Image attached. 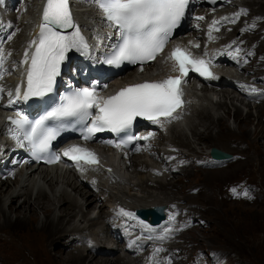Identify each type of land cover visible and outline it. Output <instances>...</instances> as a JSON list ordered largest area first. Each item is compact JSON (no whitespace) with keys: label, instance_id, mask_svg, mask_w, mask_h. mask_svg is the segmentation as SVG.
<instances>
[{"label":"bare ground","instance_id":"1","mask_svg":"<svg viewBox=\"0 0 264 264\" xmlns=\"http://www.w3.org/2000/svg\"><path fill=\"white\" fill-rule=\"evenodd\" d=\"M44 1L25 0L19 8V19L16 17L15 12L9 15L21 30L18 39L10 46L11 51L17 50L20 53V50L24 47L32 31L33 20L40 19L39 15ZM257 2L261 3L262 7L259 9L253 7L251 17H264L263 0H244V4L247 6H252ZM69 7L73 20L75 19L88 33L100 31L101 17L88 4V0H69ZM263 28L264 26H262ZM236 33L237 31L232 32L230 36ZM200 34V31L190 30L189 33L181 36L178 40L194 47L200 43ZM262 35L264 33L253 36L252 41L257 42ZM263 42L262 45H264ZM167 70H171V62L165 58L147 66L145 71L134 68L126 75L116 78L113 84L118 88L138 79L159 75ZM244 73H246V70ZM220 74L222 75L221 82L225 83L227 81L228 83L234 72L233 69L231 71L221 69ZM251 75V77H254V74ZM216 93L218 98L215 100L213 95H216ZM186 94L188 106L185 109L183 118L160 133L159 141L152 142L151 151L158 154L161 152L180 154L178 159L194 160L196 158L195 161L198 159L203 160L207 158V154L208 158H211V153L207 152L212 146L209 143L211 139H224L233 136L254 147L249 150L250 152L246 156L247 161L252 164L251 162L257 159L259 165L256 168L264 172V156L260 153L261 146L264 147L262 142L264 141V132L260 131L258 127H251L252 118L249 116L251 109L246 113L247 115H242L241 105L239 106L235 102L241 101V104L244 103L240 94L232 88L231 90L230 88H209L208 85L195 81L187 84ZM232 94L234 96H231ZM229 101L235 107L233 113L235 126L230 124ZM261 104V110H264V101ZM218 110H223V113L215 114ZM3 133L4 125L0 121V139ZM172 149H175V151H171ZM106 158L105 156L104 159ZM106 161L107 164L113 167V171L111 175H106L101 169L94 172L93 178L97 179L96 190L90 186L88 176H79L71 171H63L59 166L30 167L27 171L19 170L15 177L6 176L5 172L0 173V218L3 219V221L0 220L2 221L0 222V228L15 226L12 231L16 233L18 231L16 227L20 230V228L26 226V229L24 228L25 233H27L26 239H21L15 235L22 243L21 250H24L21 254L20 264L138 263L142 260V256H136L137 258L121 255L113 256L116 249H125V244H120L113 239L109 217L114 215L117 217V222H121V224L116 225L115 230L121 228L119 233L123 235L128 231L129 225H132L131 217L124 213H129L130 210L156 206L168 208L167 218L178 213V216L174 219L176 235L166 244L168 246L164 243L158 250L149 251L154 256V264H164L162 260L164 256L162 255L167 254L170 250L180 248L175 246V244L177 245L175 241L180 240L177 238L180 233L185 235L186 232H189L191 234L193 231L191 229L199 225L197 223L195 227L187 229L190 219L184 216L185 210L189 213L186 207L178 205L179 207H174V211L170 209V205L175 201L169 200L173 192L167 191V189L172 190L179 183L177 180H168V178L170 179L175 175L171 167L174 166L179 169L178 172H182L186 168L175 165L178 161L172 160L164 163L155 157L152 158L144 154L120 157L116 153H111ZM195 161L193 163L189 162V165L197 166ZM154 169L164 172L162 175H157L154 173ZM225 169L226 167L208 169L206 171V181H215L218 177L226 174ZM244 182L241 181L240 183ZM155 183L158 184L157 188L151 187ZM196 191L192 190V192ZM230 193L235 199H253L256 197L251 188L249 190V188L237 183L230 186ZM244 193L248 195H244ZM191 198L195 197L192 196ZM210 198L211 195L208 193L206 199ZM98 203L100 205L97 208ZM114 204V208L111 209ZM103 208H106V210ZM40 214L43 216L40 217ZM189 216L193 218L192 215ZM136 224L133 223V225ZM142 227L157 231L164 229L166 224L163 223L158 226L142 224ZM61 238L65 239L62 244L66 246L60 244L58 248L53 247L55 240L58 241ZM107 242L112 244L106 245ZM90 243L91 245H89ZM67 247L76 248L79 251L76 250L77 253L72 254L68 252ZM165 247H168V251ZM161 248L163 251L160 250ZM105 249L112 252L107 256L100 255L98 257ZM181 252L183 253L182 249ZM129 253L133 255L132 252ZM129 253L128 255H130ZM208 259L207 254L201 252L199 260L193 261V263L200 264ZM173 262L175 261L173 260Z\"/></svg>","mask_w":264,"mask_h":264},{"label":"snow or ice","instance_id":"2","mask_svg":"<svg viewBox=\"0 0 264 264\" xmlns=\"http://www.w3.org/2000/svg\"><path fill=\"white\" fill-rule=\"evenodd\" d=\"M212 2L215 3V0ZM188 3L189 0H99L98 6L109 26H114L120 32L122 41L104 63L119 66L125 61L143 64L155 60L163 51L173 30L184 18ZM40 28L39 43L31 57V68L27 74V91L24 93V99L44 96L51 92L67 53L72 49L86 52L88 48L79 27L73 22L69 0H47ZM67 28H75V31L71 35H65L57 30ZM209 38H212L211 30ZM32 43L36 44V41ZM27 57L26 52L25 63ZM168 59L175 62L173 70L179 71V76L125 87L107 99L98 97L94 88L75 90L71 95L62 97V102L55 109L34 124L29 125L26 117L12 120L17 130L29 125V130L22 133L23 140L19 135H14V139L20 147H24V141H27L33 150V156L39 159V153L46 152L56 136L52 128L45 127V121L50 118L60 120L65 117H78L83 120L92 117V109H98L99 114L94 117L92 127L84 137L86 140L91 138L92 133L105 128L113 132L127 129L137 117H143L154 124H161L162 117L169 122L179 118L178 110L183 104L181 85L189 71L199 73L205 79L215 80L218 77L210 70L209 61L192 57L186 49L176 47ZM2 64L3 55L0 53V65ZM15 91L16 97L19 98L20 89L17 88ZM2 92L3 89L0 88V93ZM8 95L11 97L12 93L9 92ZM11 103L9 100V104ZM115 147L121 145L116 144ZM63 155L74 161L75 166L81 171H84V165L99 164L94 152L78 145L69 147ZM59 159V156H54L48 162L55 163ZM170 218L174 220L175 216Z\"/></svg>","mask_w":264,"mask_h":264},{"label":"rangeland","instance_id":"3","mask_svg":"<svg viewBox=\"0 0 264 264\" xmlns=\"http://www.w3.org/2000/svg\"><path fill=\"white\" fill-rule=\"evenodd\" d=\"M260 4L261 3L257 2L249 7L251 9L253 7L259 9L262 7ZM15 13L16 17L19 19L20 12L15 9ZM261 40H264V37L259 38L255 43ZM262 42L263 41L259 44L258 50L261 56L256 66L260 65L258 64L259 61L264 60V45H262ZM261 69H264V65ZM215 88H230L231 90V87L228 85H219ZM231 96L234 95L232 94ZM213 97L216 100L218 98L217 93L213 95ZM195 102L200 103L199 101ZM235 102L239 106L241 105L243 116L247 115L246 113L251 109V113H249V116L252 118L251 127H258L260 131L264 132V110H261L262 104L252 106V104L246 103L247 107L245 103L241 104V101ZM228 105L231 111L229 115L230 124L231 126H235L233 117L235 107H233L230 101ZM217 113H223V110H218L215 114ZM262 142L264 145V141ZM209 143L212 145L211 148L215 146L234 156V158L228 161V164L226 163L224 166L208 168L211 170L226 167V174L218 177L213 182H208L206 181L207 167L201 168L199 165L194 166L187 164L188 166H186L184 171L175 172L173 177L170 179L168 178V180L179 181L178 185H175L172 190L167 189V191L173 192L169 200L175 201L170 205V209L171 206H183L189 210V213L185 210L184 216L189 219L194 218L193 220L195 222L189 223L187 229L195 227L197 223L199 224L191 229L193 230L191 234H189V232H186L185 235L184 233H180L181 238L180 235L177 237L180 240L175 241L177 242L175 246L180 247L183 253L180 248L170 250V252H172V262L174 260V263L178 264H193V261L199 260V254L204 252L209 259L200 264H212L214 261L217 262L214 264H224L225 262L229 264H264V172L256 168L259 165L257 159H254L253 162H251L252 164H250L246 158L247 154L250 152L249 150H252L254 147L250 144L243 143L242 140L236 139V137L233 136L224 139H211ZM211 148L208 149L209 151L207 150L208 153H210ZM260 153L264 156V147L262 146ZM186 162L189 161L186 160ZM191 162H193V160ZM179 164L181 165V162ZM174 168V166L171 167L172 170H174ZM241 181L245 182L240 183ZM236 183L249 188V190L251 188L256 194V197L253 199L233 198L230 193V186ZM157 186V183L151 185V187L156 188ZM192 190L197 191L192 192ZM208 193L211 195L210 199H206ZM189 195L195 198H191ZM181 198L185 199L179 200ZM99 205L100 203L97 204V208ZM103 209L106 210V208ZM189 215H192L193 218ZM42 216L43 215L40 214V217ZM1 219L2 218H0V220ZM14 227L15 226H4L0 228V264H20L21 254L24 250H21L20 246L22 247V243L16 236H19L21 239H26V226L20 228V230L16 227V230H18L16 233L12 231ZM63 241H65L64 238L58 241L55 240L53 247L58 248L60 244L63 245ZM168 242L165 243V245L168 244ZM105 244L111 245L112 243L107 242ZM63 246L66 245L64 244ZM165 248L168 251V247ZM67 250L72 254H76V250L79 251V249L70 247H67ZM160 250L163 251L162 248ZM111 252L112 251L105 249L98 257L100 255L107 256V254ZM119 255L132 257L128 255L126 251L116 249L113 256ZM165 255L166 253L162 256ZM132 258L137 257L133 256ZM133 263L135 264L136 262Z\"/></svg>","mask_w":264,"mask_h":264},{"label":"water","instance_id":"4","mask_svg":"<svg viewBox=\"0 0 264 264\" xmlns=\"http://www.w3.org/2000/svg\"><path fill=\"white\" fill-rule=\"evenodd\" d=\"M211 155L214 159L217 160H227L232 158V155L222 149H219L215 146L211 148ZM164 206H156L151 208L139 209L138 213L147 219H151L152 222H160L165 218L163 212Z\"/></svg>","mask_w":264,"mask_h":264}]
</instances>
